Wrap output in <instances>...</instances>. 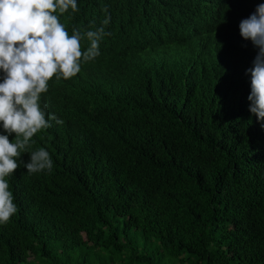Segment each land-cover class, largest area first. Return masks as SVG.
<instances>
[{
    "label": "trees",
    "instance_id": "trees-1",
    "mask_svg": "<svg viewBox=\"0 0 264 264\" xmlns=\"http://www.w3.org/2000/svg\"><path fill=\"white\" fill-rule=\"evenodd\" d=\"M253 1L264 0H77L79 12L58 14L70 35L111 16L96 66L122 50L177 46L154 78L144 76L149 87L105 100L142 129H127L129 141L156 140L158 150L120 146L114 129L66 154L68 167L13 193L18 211L0 225V264H264V127L242 83L221 101L208 89L215 62L193 47L231 4ZM189 64L202 77L183 89L172 74ZM172 158L202 162L188 170Z\"/></svg>",
    "mask_w": 264,
    "mask_h": 264
},
{
    "label": "clouds",
    "instance_id": "clouds-1",
    "mask_svg": "<svg viewBox=\"0 0 264 264\" xmlns=\"http://www.w3.org/2000/svg\"><path fill=\"white\" fill-rule=\"evenodd\" d=\"M69 10L79 12L77 0H0V225L18 211L14 192L19 195L31 181L42 184L55 165L68 167L66 154L96 146L102 134L110 136L115 129L112 139L120 146L140 143L157 149L156 140L129 141L127 129H142L130 125L124 112L105 108V100L127 97L139 85L149 87L144 76L154 78L161 59L170 58V51L178 55L177 46L122 50L107 65L96 66L111 16L102 21L104 27L83 34L73 28L70 35L60 20ZM85 38L90 46L82 50ZM193 47L215 62L208 89L221 101L229 86L242 83L249 111L264 127V1L240 10L231 4ZM196 67L189 64L181 74L173 73L172 80H180L183 89L188 81L194 89L202 77ZM175 158L170 162L188 170L202 162L184 159L178 164ZM11 179L17 182L11 184Z\"/></svg>",
    "mask_w": 264,
    "mask_h": 264
}]
</instances>
